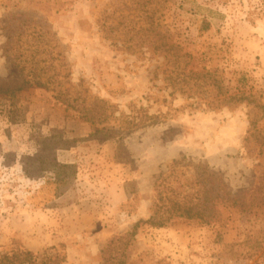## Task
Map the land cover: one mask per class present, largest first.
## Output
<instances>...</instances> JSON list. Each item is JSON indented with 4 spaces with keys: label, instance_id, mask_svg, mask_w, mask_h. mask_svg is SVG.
<instances>
[{
    "label": "rangeland",
    "instance_id": "obj_1",
    "mask_svg": "<svg viewBox=\"0 0 264 264\" xmlns=\"http://www.w3.org/2000/svg\"><path fill=\"white\" fill-rule=\"evenodd\" d=\"M146 1L0 0V85L21 84L10 36L49 31L55 87L70 102L53 85L0 92V257L103 264L124 237V264H264L258 211L222 208L213 224L176 218L130 236L180 158L184 184L207 165L233 194L264 193V0ZM146 34L178 49H154Z\"/></svg>",
    "mask_w": 264,
    "mask_h": 264
},
{
    "label": "trees",
    "instance_id": "obj_2",
    "mask_svg": "<svg viewBox=\"0 0 264 264\" xmlns=\"http://www.w3.org/2000/svg\"><path fill=\"white\" fill-rule=\"evenodd\" d=\"M147 4L152 0H147ZM114 9V8H113ZM114 17V10L106 14L104 19H111ZM145 18L152 19L151 15H146ZM104 32L111 37L114 31V25L102 24ZM154 30L153 26H150ZM25 29L17 32L10 37L14 39L12 45V55L16 59L18 69L22 75L21 84L12 91L9 87L0 85V92H9L12 94L14 90H21L23 88L37 85L48 86L53 85V89H57V96L61 101L66 100V94H61L60 90L55 86H59V72L56 71L54 60L59 59V52L54 54L55 44L49 45L48 42L54 41V34L49 31H31L25 32ZM25 35V41L29 44L28 47L21 51L23 42L22 37ZM114 35V34H113ZM114 37V36H112ZM149 34L143 40L145 43H152L154 49H161L165 47L167 51H174V47H178L172 42H154L147 40ZM175 52V51H174ZM54 54V55H53ZM60 67V64H57ZM66 103L67 106L70 102ZM175 160L167 173L160 174L154 181V199L151 207V213L145 220H138L130 232V236H134L138 227L141 224H148L152 227H162L170 223L176 218H183L186 220L196 221L200 224H213L221 219L222 208H234L240 212L245 213H264V193L261 191L259 185L250 188L241 193H232L222 178L221 175L214 171L207 170V165H203V170L195 171V176L186 182L180 179L178 172L181 170L179 166L181 160ZM55 165V164H54ZM57 167L64 168L66 165H58ZM63 178H60L62 181ZM117 237L110 240L104 248V263L103 264H124L122 260L124 256V249L129 238ZM264 239V237L262 238ZM251 238H247L242 244L246 245L249 251L255 253V249L260 248V243H255L253 249ZM241 244V243H240ZM252 252V253H253ZM30 253L22 251L13 253L12 255H2L0 257V264H23L29 260ZM253 255V254H250ZM45 264V263H43Z\"/></svg>",
    "mask_w": 264,
    "mask_h": 264
}]
</instances>
